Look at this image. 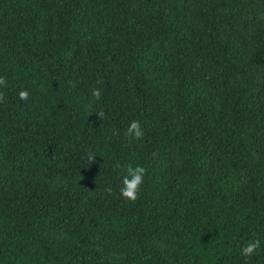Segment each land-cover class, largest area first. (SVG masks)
Here are the masks:
<instances>
[{"label": "trees", "instance_id": "16d2710c", "mask_svg": "<svg viewBox=\"0 0 264 264\" xmlns=\"http://www.w3.org/2000/svg\"><path fill=\"white\" fill-rule=\"evenodd\" d=\"M0 77V264H264V0H0Z\"/></svg>", "mask_w": 264, "mask_h": 264}, {"label": "clouds", "instance_id": "9594fccd", "mask_svg": "<svg viewBox=\"0 0 264 264\" xmlns=\"http://www.w3.org/2000/svg\"><path fill=\"white\" fill-rule=\"evenodd\" d=\"M0 86L7 87L8 82L4 77H0ZM92 97L96 100L100 99V90L93 89L91 93ZM18 97L21 100H27L29 98V92L26 89H21L18 91ZM4 94L0 92V103L4 102ZM99 118H103L104 113H98ZM126 134L130 138L140 139L144 135V130L140 125V122L137 120H132L129 122V125L126 129ZM153 157L157 155V152L153 151L151 154ZM95 154L92 152H88L86 154V160L88 165L94 162ZM122 168V175H121V186H120V196L121 198L135 202L139 197L140 186L144 182V178L146 175V168L142 165H135L127 164L125 166H120ZM106 191L111 194L112 189L109 187ZM261 247V241L257 239H253L247 241L245 245L241 248V254L245 258H251L256 251Z\"/></svg>", "mask_w": 264, "mask_h": 264}]
</instances>
